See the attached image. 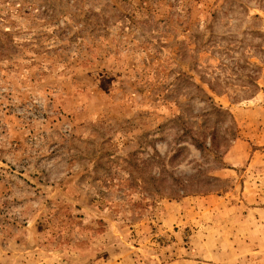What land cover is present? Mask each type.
<instances>
[{"label":"rangeland","instance_id":"obj_1","mask_svg":"<svg viewBox=\"0 0 264 264\" xmlns=\"http://www.w3.org/2000/svg\"><path fill=\"white\" fill-rule=\"evenodd\" d=\"M0 264H264V0H0Z\"/></svg>","mask_w":264,"mask_h":264},{"label":"trees","instance_id":"obj_2","mask_svg":"<svg viewBox=\"0 0 264 264\" xmlns=\"http://www.w3.org/2000/svg\"><path fill=\"white\" fill-rule=\"evenodd\" d=\"M215 111L218 112V114H220V115L221 114L228 115L227 112H223L220 109H215ZM227 131H228V128H226V129L218 128L215 125L209 131L206 130L204 133L200 134L202 139H204V140L208 139L209 143L205 142V141L204 142H194L195 143L194 145L198 149L204 150L206 148L207 143H208V147L218 149V151H216V152H219V150H224V151H221V152H223L222 154H225V153L227 154V152L229 150L228 148L230 147V143H231V140H227L225 138ZM236 137H237V135H235V137H233L232 140H235ZM220 162H221V160L218 159V164ZM223 168H224V165L221 166V164H220L219 166L214 168V170L216 172H218V171L222 170ZM163 172H165V170H163ZM162 177H164V176H161V177L159 176V179L158 178H154V179H156L155 181H158V180L163 181ZM151 180H152V178L150 176L148 178L147 182H150ZM215 182H217V178H212V177L206 175V176H203V179L198 178L196 181V184L200 189L189 190L188 189V183H192V182H190L188 180L185 181L183 179L171 180L169 183H171L172 185H179L180 189L178 188V190H174L173 188H168L169 183H165L167 188H165L164 191L167 195L169 194L170 197L173 196V197H179V198L187 196L188 194H208V193H212L213 191L217 190V188H215L213 186V184ZM185 183H187V184H185ZM149 191L155 192L154 188L153 189L150 188ZM169 191H171V193Z\"/></svg>","mask_w":264,"mask_h":264}]
</instances>
